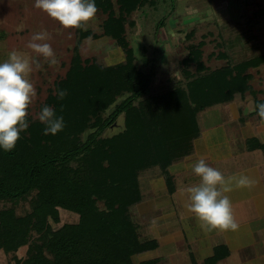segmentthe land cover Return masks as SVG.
I'll return each instance as SVG.
<instances>
[{
	"label": "trees",
	"instance_id": "1",
	"mask_svg": "<svg viewBox=\"0 0 264 264\" xmlns=\"http://www.w3.org/2000/svg\"><path fill=\"white\" fill-rule=\"evenodd\" d=\"M156 3L95 0L98 11L106 14L103 32L77 29L70 67L49 96L55 114L63 116V130L45 135V124L27 116L29 126L15 148H0V202L12 203L0 207V249L12 254L8 264H132L135 254L158 246L156 239L141 237L131 212L143 199L142 174L160 167L172 190L168 167L193 151L201 134V111L248 93L256 104L264 102L253 83L264 52L211 68L204 60L205 40L191 45L182 60L184 85L149 95L150 74L137 62L126 25L133 12ZM100 35L125 49L123 61L105 65L82 57V41ZM60 90L67 91L63 99L58 98ZM122 112L123 130L98 134ZM25 200L32 214L18 216L14 205ZM60 208L78 219L53 228L50 220L61 221ZM19 245H28L23 257L16 252ZM222 247L202 264H218L226 254ZM140 264L163 263L154 258Z\"/></svg>",
	"mask_w": 264,
	"mask_h": 264
},
{
	"label": "rangeland",
	"instance_id": "2",
	"mask_svg": "<svg viewBox=\"0 0 264 264\" xmlns=\"http://www.w3.org/2000/svg\"><path fill=\"white\" fill-rule=\"evenodd\" d=\"M34 2L35 0H0V62L7 60L9 52L18 50L28 53L41 65L36 68L33 63V71L29 76L36 90V97L28 108L30 121L38 120L43 106L53 107L49 100L50 93L56 81L66 75L78 41L77 29L63 28L45 12L36 9ZM105 18L106 14L99 10L95 19L88 23L87 29L101 34ZM129 20L126 37L136 51L138 64L150 74L149 95L185 84L187 78L182 60L191 45L201 40L206 41L204 60L211 68L226 65L228 62L235 64L264 52V0H157L154 5L149 4L133 12ZM132 20L134 24L130 23ZM39 31H47L49 34V39L44 42L49 43L55 53L58 60L55 66H51L43 57L37 56L26 47L31 36ZM80 51L83 58L105 65L118 63L126 57L125 49L106 35L85 38ZM222 52L227 56L221 57ZM191 68L194 70V67ZM257 70H253L255 86L260 81ZM114 108L115 105L105 116ZM124 128L125 113L122 112L111 125L100 130L98 134L111 136ZM86 135L87 132L83 134L84 138ZM162 172L156 166L142 174L141 183L147 194L150 192L147 187L150 181H154L155 177L164 173ZM143 199L131 210L142 238L150 234L147 229L151 222H155L151 220L155 214L147 219L145 214H150L151 211H145L143 204L139 205ZM10 206L11 202H0L1 208ZM14 208L18 216L32 214L31 203L27 200L14 205ZM60 215V222L50 220L53 228L78 219L77 214L63 208H60ZM27 249L28 245H19L16 252L23 257ZM153 250L139 254L150 257ZM11 257V253L0 249V264H8ZM132 260V264H140V257L136 254ZM162 263L165 264L163 260Z\"/></svg>",
	"mask_w": 264,
	"mask_h": 264
},
{
	"label": "crops",
	"instance_id": "3",
	"mask_svg": "<svg viewBox=\"0 0 264 264\" xmlns=\"http://www.w3.org/2000/svg\"><path fill=\"white\" fill-rule=\"evenodd\" d=\"M256 69L260 80L255 86L257 97L264 99V63ZM255 104V96L248 93L201 111V134L194 141L193 151L168 167L173 189L163 172L164 177L159 175L150 181L148 194L142 185L144 199L139 205L151 211L145 214L147 219L155 214L151 219L155 222L147 229L150 234L143 238L156 239L158 246L151 249L150 257L136 254L140 263L159 258L165 264H194V260L202 264L217 246H223L226 254L218 264H264V124L252 110ZM200 159L225 177L244 174L255 182L251 188H234L226 193L239 225L237 230L206 231L187 210L186 189L200 183L192 165Z\"/></svg>",
	"mask_w": 264,
	"mask_h": 264
},
{
	"label": "clouds",
	"instance_id": "4",
	"mask_svg": "<svg viewBox=\"0 0 264 264\" xmlns=\"http://www.w3.org/2000/svg\"><path fill=\"white\" fill-rule=\"evenodd\" d=\"M34 7L42 10L65 29L86 30L98 12L95 0H35ZM47 31L34 33L26 47L37 56L43 57L51 66L58 64L55 53L47 41ZM41 65L23 51L12 50L8 58L0 62V148L5 152L13 150L20 139V133L28 128V108L36 97L34 84L29 79L33 71ZM59 99L67 95L66 90L57 93ZM63 106H61V111ZM264 124V102L255 104L254 109ZM45 124L44 134H57L64 128L63 116L45 105L38 115ZM192 171L200 178V183L187 187V210L194 214L206 231H235L239 225L233 215L232 202L226 193L236 189L251 188L255 183L247 175H231L209 166L204 159L192 165Z\"/></svg>",
	"mask_w": 264,
	"mask_h": 264
}]
</instances>
